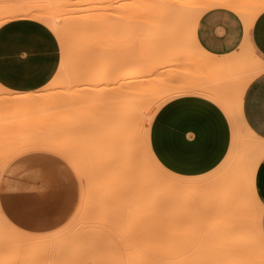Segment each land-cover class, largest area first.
Returning a JSON list of instances; mask_svg holds the SVG:
<instances>
[{
	"label": "rangeland",
	"instance_id": "1",
	"mask_svg": "<svg viewBox=\"0 0 264 264\" xmlns=\"http://www.w3.org/2000/svg\"><path fill=\"white\" fill-rule=\"evenodd\" d=\"M181 1L183 4L176 11L180 21L161 20L156 23L164 18L163 14L169 13L165 2L158 0H20L13 6V10L18 9L19 13L21 7L58 13L59 30L55 34L59 46V68L51 78H55V84H46L33 91L32 99L27 101L23 97L21 102H9L11 94L0 90V100L4 97L8 105L16 106V123L24 128H37V138L47 137L46 131L49 130L47 134H50L53 130L51 135L70 140V152L82 166L89 161H102L105 154L111 153L109 147L114 143L106 133L112 117L108 100L117 83L109 81L116 73L118 75L119 72L115 71L128 66L129 62L131 67L134 65L133 69L140 71V81L143 78L145 84L150 82L153 85L152 89L160 88L166 92L183 84L199 85L207 80L222 83L231 79L232 84L248 74L249 69V72L252 70L239 68L251 66L247 61L250 59L248 49L231 69H212L202 65L199 70L197 65L201 64L190 58L191 54L199 52L191 34L194 17L189 27H185L184 21L186 3L190 14L194 6L192 0ZM210 1L198 0V13ZM250 2L255 3L256 0ZM176 30L184 33L179 49L186 53H181V50L177 51L179 53L157 52L173 46V38L169 35L177 33ZM152 59L155 62L161 60V65H151ZM221 70L226 75L220 77ZM226 94L224 100L227 99ZM177 95L157 99L150 114L140 113L135 120L134 135L138 140L145 131L149 135L150 122L157 108ZM44 131L45 136L42 134ZM239 146L228 151V158L224 157L214 169L195 177L173 174L157 159L160 167L150 159L147 168L160 178L163 186H174L185 180L196 182L200 187L196 191L183 192L185 196L190 194L188 199L183 194L179 195V190L171 193L162 187L157 207L138 211L107 207L110 198L105 176L96 179L92 173L84 170L80 174L73 167L80 191L78 205L71 216L58 229L42 234L20 231L0 218V264H142L149 261L150 264H158V260L163 264H255V261L258 264V231L262 227L264 212L260 201L256 202L254 197L252 172L248 171V165L253 166L254 153L244 145ZM242 204L249 205L250 210H244ZM34 236L49 237L48 241L52 238V244L47 243L43 250L40 247L38 250L41 252H32L34 247L29 246L27 251L17 253L15 248H22L15 247L17 241Z\"/></svg>",
	"mask_w": 264,
	"mask_h": 264
},
{
	"label": "crops",
	"instance_id": "2",
	"mask_svg": "<svg viewBox=\"0 0 264 264\" xmlns=\"http://www.w3.org/2000/svg\"><path fill=\"white\" fill-rule=\"evenodd\" d=\"M158 1L165 2L169 8L167 16L160 20L177 21L176 11L182 1ZM232 1L245 8L258 4V0ZM19 2L0 0V90L11 94L9 102H21L24 94L46 85L59 64L55 32L44 21L20 15L18 9L14 11L13 6ZM191 2L192 14L186 3L185 26L189 27L194 17L195 41L212 60L230 58L221 61L229 66L225 69H231L245 49L251 58L256 55L264 60V7L246 21L231 5L213 4L199 14L198 0ZM170 37L174 46L157 52L179 53L184 33L180 30ZM181 66L184 68L185 64ZM245 67L249 66L242 65V70ZM197 68L203 67L197 65ZM219 75L226 74L221 70ZM241 78L233 84L243 82L246 77ZM3 98L0 100V212L15 228L26 233L42 234L58 229L78 205L77 173L62 155L48 149L25 147L38 139V129L16 123V106L8 105ZM242 116L251 131L264 140V71L244 88ZM231 137V123L223 107L201 93H184L165 101L153 114L149 126V143L155 158L165 169L180 176L203 175L218 166L229 150ZM253 188L264 212V154L254 170ZM260 229L264 236V213ZM158 264L163 263L158 260Z\"/></svg>",
	"mask_w": 264,
	"mask_h": 264
},
{
	"label": "bare ground",
	"instance_id": "3",
	"mask_svg": "<svg viewBox=\"0 0 264 264\" xmlns=\"http://www.w3.org/2000/svg\"><path fill=\"white\" fill-rule=\"evenodd\" d=\"M213 4L231 5L240 14H242L245 17L246 21H249L250 18L257 11H259L261 8L264 7V0L258 1V4H257L258 7H256L257 5H255L254 7H251V8H248V7L245 8V7H243V5H240L235 1L231 2V0H211L210 2H207L203 6V10L208 8V7H211V5H213ZM169 5H173V4L169 3ZM22 8L23 7H21L22 11L20 12L21 13L20 15H23V16L31 15V17L41 19V20H46L48 22L46 24L49 25V23H50L49 26L54 32L55 31L57 32V30H59L58 17H57L58 13L56 11L44 12L41 10L40 11L39 10L34 11L33 9L32 10L26 9L25 7H24L25 9H22ZM28 8H30V6ZM187 9L189 10V8H187ZM202 11H200L199 14ZM18 14H19V12H18ZM172 14H173V12H172ZM172 14H170V15L172 16ZM163 16H164V14H163ZM166 16L167 15H165V17ZM168 18H170V17H168ZM158 21L161 22V20L158 19L156 21V23ZM161 25L163 26V23ZM175 29L176 28H174L173 30H175ZM193 30H194V27H193ZM155 31L157 32V30H155ZM177 31L178 30H176L175 32H177ZM155 33H153V34H155ZM189 33H190V31H189ZM191 34H192L193 41L195 42V44L199 50V52L196 55H194V54L190 55V58L194 59L193 61H196L198 64L205 65L206 67H210L212 69H223V68L229 67V66H226L225 63L228 60L230 61V58H228L227 61H226L227 58L221 59V60H225L226 61L225 63H224V61H221V60H217V61L212 60L213 58H210L212 56L210 54H208L207 52H205L198 45V43H196L193 32ZM156 35H157V33H156ZM161 35L162 34H160L159 36H161ZM169 37H170V35H169ZM173 46H174V44H173ZM125 55H127V54H125ZM232 55H231V57H232ZM242 55H243V53H242ZM236 56H238V54ZM248 58H250V59L247 61H250L249 63L253 65V66H249L250 68H252V70L250 71L251 73L249 72L250 69L248 70V67H247V69L245 67L244 69L248 70L247 71L248 74H246L247 76L244 74L245 76L242 78L240 77L241 80H243V78H245V77L246 78L244 79L243 82H240L237 85H234L233 83L231 84V81H230L231 79L229 80L230 82L229 81L225 82L226 81L225 78H227V76H226L224 78L225 81H223L222 83H220L218 81H208L207 80L208 82L205 81L204 83L199 84V85L183 84L181 86L176 87L175 89H172V91L169 90L167 92L163 91L160 88L152 89V87H151L152 84H150V82L145 84L142 80L143 78L140 81V79H139L140 71L139 70L136 71L135 69H133L132 67H134V65H132V67H131L130 66L132 64L131 62H129L128 66L123 67L120 71H115V72H119L118 75L116 73V76H114L113 80L109 81L112 83L115 82L117 84H116L114 90L112 89L113 93L110 96V98L108 96V98H109L108 109H109V113L112 115V117H111V124H110L111 126L108 129V131L106 130L107 131L106 136H108L109 140H111V143H113V142H114L113 144L116 143L117 145L116 144L115 145L117 147L116 146L114 147L113 144H111L110 145L111 148L109 147V150L111 151V153L109 152L107 154V156L105 154L106 158H103L102 161H100V162L89 161L84 166H82V164L79 163L76 160V158L74 157V155H72V153L70 152L71 147L68 143L70 140L67 141V138H65V137L59 138V136L56 137V136H53V134L51 135V132H53V130H50L51 131V132H49L50 134H47V132L49 130L46 131V135H49V136L44 137V138L38 137L39 139H36L35 141L33 140V142L30 141L32 143L31 144H29L30 142L27 143L28 146H25V147H27V148L28 147L43 148V149H48V150L54 151V152L62 155L64 158H66L68 160V162L76 170H78V172L80 174H83V172L85 170L87 172L92 173L96 179H101V176H103V177L105 176L106 183H108L107 188H108V195L110 198L109 202L107 204V207L115 208L116 210L120 209V210H124V211H134V210L138 211V210L148 209L149 207H155V206L157 207L158 199L160 198V196L162 194V191H161L162 187L164 189H166L167 192L168 191L171 192L172 190L178 192L177 190H179L178 194L182 195L183 192H185V191H186V193H188L189 192L188 190L196 191V189L199 188L200 186L196 182H188L185 180L181 181L179 184H176L174 186H168V185L163 186L160 178L155 177L147 168L148 167L147 162L150 161V159L153 160L155 165L157 164V166H159V167H160V165L158 162H156V158H155V156H154V154L150 148L148 131H145V133H143V135L141 134L139 140L134 135L135 130H136L135 129L136 128L135 120L140 115V113L142 111L147 112L149 114L152 113L154 111V108L156 107V106H154L156 100L161 98V97L173 96V95H177L180 93H201V94H204V95L210 97L211 99L215 100L217 103H219L223 107L226 115L228 116V118L230 120L232 137H231V142H230V146H229L228 151H230V150L232 151L233 149L237 148L239 145H244L247 148L252 150V154L254 153L253 158H252L253 159L252 160L253 166L248 165V171L252 172L251 183H252V188H253V174H254V170L258 164L259 159L264 154V140L261 139L259 136H257L255 133H253L251 131V129L249 128V126L247 125V123L245 122V120L242 116V96H243V91H244V88L246 87V84L254 76H256L257 74L259 75L260 73H262L264 71V60L261 59L259 56L258 57L253 56V58H251V56H250ZM93 59H92V61H93ZM128 59L129 58H127V60ZM241 59L238 57V60H241ZM149 60H151V59H149ZM94 61L92 63H94ZM231 61H235L234 58H233V60L231 58ZM161 62H162L161 60H159V61L157 60V62H155V60L153 61V59H152V61H150V64L151 65H153V64L161 65ZM236 62H238V61H236ZM116 63H117V61H116ZM240 64H242V63H240ZM159 65H157V66H159ZM142 66H144L146 68V65H142ZM135 68H137V67L135 66ZM142 68L143 67H141V69ZM239 68H241V70H242V66H239ZM58 70H59L58 71V73H59L61 68ZM143 70H144V68H143ZM111 73H110V75H111ZM145 73L146 72L144 70V74ZM103 74H105V73H103ZM136 78H137V80H136ZM54 80H55V78L51 79L47 84H49V85L55 84ZM238 82H236V83H238ZM225 92H227V94H226L227 99L224 100ZM31 95H32V93L24 94L23 97H26V99H32L33 95L32 96ZM64 104H65V102H64ZM56 127H55V129H56ZM42 134H44L43 136H45V131ZM42 134L40 136H42ZM54 135H55V133H54ZM63 139H66V140H63ZM118 144H120V145H118ZM138 144H139V146H138ZM230 152L225 156V159L228 158ZM180 191L182 192L181 194H180ZM170 192L168 194L172 193V192L171 193ZM253 193H254V197L256 199V202L259 201V199H257V197L255 195L254 188H253ZM189 195L187 194V196H185L183 194L182 196H184L185 199H188ZM191 195H194V194L191 193ZM231 202H232V200H231ZM219 205H221V204H219ZM241 207L244 210H247V211L250 210V206L247 204L246 205L242 204ZM260 212H261V209L259 210L258 213H260ZM225 217H226V215H225ZM0 218L3 219L9 225L13 226L2 215L1 212H0ZM230 219H232V218H230ZM47 238L50 239L49 237H47ZM47 238L45 239V238H40V237H36V236L27 237L24 240L17 241L18 244H15V247H19V246L21 247L22 246V248H20V249L15 248V249H16L17 253H18V251H20L22 253V251L24 252V250L26 248H28L29 246H33L34 248L32 249V252H37V251L41 252L40 250H38L40 247H42V250H43L44 245L52 242L51 241L52 238L49 241ZM246 242L248 243V241H246ZM242 244L244 245V242ZM16 245H18V246H16ZM27 250L28 249H26V251ZM14 255H16L15 251H14ZM16 256H15V259L17 258ZM28 256L25 255V257H28ZM18 257H20V256H18ZM22 257H24V256H22ZM17 259L19 260V258H17ZM23 259H25V258H23ZM256 263L257 262L255 261V264ZM258 264H264V236L262 235L261 229L258 231Z\"/></svg>",
	"mask_w": 264,
	"mask_h": 264
}]
</instances>
